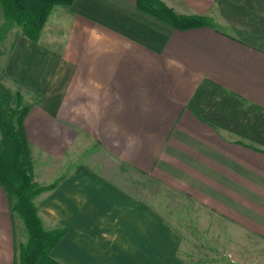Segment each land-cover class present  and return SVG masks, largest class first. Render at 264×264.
Segmentation results:
<instances>
[{
  "label": "crops",
  "instance_id": "0c3cea01",
  "mask_svg": "<svg viewBox=\"0 0 264 264\" xmlns=\"http://www.w3.org/2000/svg\"><path fill=\"white\" fill-rule=\"evenodd\" d=\"M162 1L213 17L216 27L176 29L137 0H74L53 7L37 41L8 20L0 32V82L30 106L34 178L59 181L35 199L46 229H67L52 256L61 264H264V152L188 107L204 78L264 107L262 25L226 24L250 41L222 29L219 18L246 0ZM102 153L146 177L150 195L114 179L110 163L92 164ZM15 226L0 186V264H15ZM187 249L200 260L184 258Z\"/></svg>",
  "mask_w": 264,
  "mask_h": 264
},
{
  "label": "trees",
  "instance_id": "16d2710c",
  "mask_svg": "<svg viewBox=\"0 0 264 264\" xmlns=\"http://www.w3.org/2000/svg\"><path fill=\"white\" fill-rule=\"evenodd\" d=\"M74 0H0L5 18L19 25L32 40L42 30L56 5L68 6ZM264 2V0H262ZM140 10L179 30L216 27L209 16L182 15L162 0H137ZM188 107L215 128L231 132L248 147L264 152V107L204 78L188 102ZM30 106L23 104V95L0 82V186L8 195L12 217L22 218L28 233L25 243L16 242L15 264H61L52 256L66 228L44 227L35 199L54 189L36 182L33 174V148L29 141L25 118Z\"/></svg>",
  "mask_w": 264,
  "mask_h": 264
},
{
  "label": "rangeland",
  "instance_id": "374dc122",
  "mask_svg": "<svg viewBox=\"0 0 264 264\" xmlns=\"http://www.w3.org/2000/svg\"><path fill=\"white\" fill-rule=\"evenodd\" d=\"M247 1L250 2V0H246V2H244V4L247 3V6L242 7L243 5L242 3L240 7L241 8L240 13H236V14L235 12L226 13L224 14L226 21L225 19L222 20L221 18H219V21L221 22V27L224 31L234 33L235 35H239L243 37L244 39L250 41L252 40V37H248L247 35L236 33L233 31V29H231L228 25H226L228 23L232 24L234 20L238 18V23L240 24V27H244L246 29H252L254 28V24L258 23L262 25L261 31L264 32V9L259 8L255 4H253L254 7H249V4ZM250 9H251V12H250ZM228 11H231V10L228 9ZM210 18H212L215 22V19L213 17H210ZM5 22L8 24L7 19L6 21L4 20L3 9L0 5V32H2L1 31L2 29L4 30L5 28H7L8 25L7 24L4 25ZM258 44L264 49V45H261V43H257V45ZM0 138H1V134H0ZM101 155L102 157L100 155H93L92 157H89V160L91 161L92 164L97 165L103 170H105V167L103 165H107V164L109 165L110 163L109 168H112L114 171H110V170H107V171L114 177V179H117L118 182H120L125 187H128V189H130V191H132V193L136 195H140V196L150 195L148 191L149 188H147V178L146 177H144L143 175H139L138 173H135L134 171H131L130 169H128L127 167H125L124 165H121L120 163L116 161L110 162L109 157H107L108 156L107 154L105 155L104 153H102ZM85 156L87 157L88 154ZM83 158H84V155L80 159H83ZM169 193L170 192L167 189L162 188L161 195L171 196ZM14 222L16 225L15 230H16L17 243H25L28 240V233H27V230H26V227L24 225L22 218L16 215L14 217ZM181 223H182L181 220L177 221L178 226ZM182 255L184 256V258L186 257L188 260L192 262H197L200 260L199 253L189 251L188 249L184 250Z\"/></svg>",
  "mask_w": 264,
  "mask_h": 264
}]
</instances>
